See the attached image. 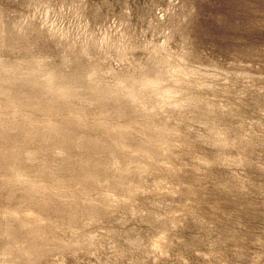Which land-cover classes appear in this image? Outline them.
<instances>
[{"label":"rangeland","instance_id":"obj_1","mask_svg":"<svg viewBox=\"0 0 264 264\" xmlns=\"http://www.w3.org/2000/svg\"><path fill=\"white\" fill-rule=\"evenodd\" d=\"M0 89V264H264V0H0Z\"/></svg>","mask_w":264,"mask_h":264},{"label":"bare ground","instance_id":"obj_2","mask_svg":"<svg viewBox=\"0 0 264 264\" xmlns=\"http://www.w3.org/2000/svg\"><path fill=\"white\" fill-rule=\"evenodd\" d=\"M0 90H1V92H5L4 89H0ZM46 126L44 127V129L41 128V130L39 131V133H45V134H43L44 138L47 137L46 133H55L53 135L55 138H63V137L68 136V134H67L68 132L66 131V127L64 125H62L61 122H52V123L50 122L49 124H46ZM31 130H32V128L28 132L33 133Z\"/></svg>","mask_w":264,"mask_h":264}]
</instances>
